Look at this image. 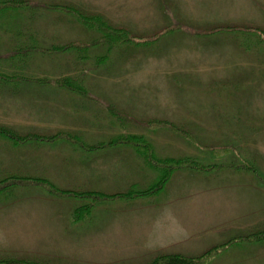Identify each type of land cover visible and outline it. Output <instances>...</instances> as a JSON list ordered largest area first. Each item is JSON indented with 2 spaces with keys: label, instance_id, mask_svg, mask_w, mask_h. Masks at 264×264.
Here are the masks:
<instances>
[{
  "label": "rangeland",
  "instance_id": "374dc122",
  "mask_svg": "<svg viewBox=\"0 0 264 264\" xmlns=\"http://www.w3.org/2000/svg\"><path fill=\"white\" fill-rule=\"evenodd\" d=\"M25 1L27 8L0 14V69L19 68L32 80L0 84V125L21 135L71 133L89 149L68 140L15 146L0 137V180L44 178L60 190L107 195L147 190L161 173L134 148L92 149L126 133L147 138L161 159L245 163L257 172L180 170L153 196L100 202L10 187L0 193V262L150 264L231 242L206 264H264V239L238 241L264 232V0ZM51 6L101 16L132 41L111 48ZM29 44L79 48L5 65ZM63 77L77 79L87 96L35 80Z\"/></svg>",
  "mask_w": 264,
  "mask_h": 264
},
{
  "label": "trees",
  "instance_id": "16d2710c",
  "mask_svg": "<svg viewBox=\"0 0 264 264\" xmlns=\"http://www.w3.org/2000/svg\"><path fill=\"white\" fill-rule=\"evenodd\" d=\"M29 6V3L25 0H7L0 2V14L1 13H8V11H14V10H20L23 8H27ZM49 10L53 11H59L65 14H72L73 17H75L79 23H81L86 28L100 32L104 37H102L101 43H108L110 44L111 48L114 46H117L122 43H126L129 41H132L130 34L128 31L124 29H117L109 24L106 23V21L101 16H95V17H88L85 16L82 12H80L78 9L74 7H63V6H51L48 8ZM34 42V41H33ZM32 43V42H31ZM19 50L15 51L13 56H10L8 60H6L4 63L5 65L9 64V61H14L17 57H23L25 54H30L33 52L41 53L44 55L49 54H58L68 51H73L71 49L79 48L78 45L75 44H69L67 46H55L49 49L40 48L34 44L29 45H21L18 47ZM17 49V48H16ZM26 49V50H24ZM84 51V50H83ZM18 68L16 71L10 75L9 73L2 71L0 69V84H6L9 82H13L15 80H23L24 82H28L32 79H29L28 77H21V71ZM22 79H19V78ZM38 82H49V84H56L58 87L78 93L84 97L87 96V91L83 87L80 82L73 78V77H63L60 79L53 80H41V79H35ZM53 82V83H52ZM114 114H119L115 112V110H111ZM163 126V127H170L172 128L171 123L168 122H153L150 124V126ZM173 130L180 133L179 135L188 139L192 142V136L185 132L184 130H180L175 128L173 126ZM71 133H59L58 135H55L53 137L48 136H42V135H36V134H28V135H21L18 133L15 129L9 127L0 125V137L7 139L13 143L15 146L27 144L30 142H51L56 140H68L71 142H76L80 148L83 149H89L88 145L86 146L84 144H80V142L76 141L74 137H72ZM196 140L193 142L195 143ZM88 146V147H87ZM132 147L135 149L136 153H138L142 159L145 161V163L151 168L152 170L158 171L161 173L160 178L158 182L150 187L147 190L144 191H138V190H132L129 193L126 194H115V195H107L103 193H97V192H86V193H80L76 191H69V190H60L58 189L54 184H52L50 181L44 178H34V177H21V176H11L8 178H5L3 180H0V193L7 190L10 187L13 186H42L44 189H46L51 195L55 197H68V198H94L95 202H100L101 200L107 201V200H116V199H137L142 197H149L153 196L157 193H160L164 190L166 185L170 182L172 176L175 172L180 170H189V171H196V172H212L217 170H224L226 168H235L238 170H245L250 172H257L255 168L252 166H248L244 163V166L241 165H204L200 163L199 161L191 158H166L161 159L158 158L154 152V148L152 143L145 138L144 136L136 135V134H123L119 137L114 138L112 141H110L107 144H101L98 147H94L92 149H101V148H116V147ZM135 189V188H134ZM92 206H88L85 208H80L76 212V220L80 221L85 216L89 215L92 210ZM84 209V210H83ZM86 209V210H85ZM264 239V232H261L259 234H254L248 237H242L238 239V241H246V242H255V241H261ZM235 241V242H238ZM231 242L228 244L215 247L212 250H209L208 252L204 253L203 255L199 257H188L180 254L175 255H164L158 257L154 262L150 264H206L210 262L215 255L220 253L222 249H227L229 246H231ZM0 264H33L32 262L23 263L22 261H10V262H0Z\"/></svg>",
  "mask_w": 264,
  "mask_h": 264
},
{
  "label": "crops",
  "instance_id": "0c3cea01",
  "mask_svg": "<svg viewBox=\"0 0 264 264\" xmlns=\"http://www.w3.org/2000/svg\"><path fill=\"white\" fill-rule=\"evenodd\" d=\"M54 81V80H53Z\"/></svg>",
  "mask_w": 264,
  "mask_h": 264
}]
</instances>
